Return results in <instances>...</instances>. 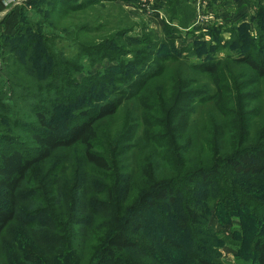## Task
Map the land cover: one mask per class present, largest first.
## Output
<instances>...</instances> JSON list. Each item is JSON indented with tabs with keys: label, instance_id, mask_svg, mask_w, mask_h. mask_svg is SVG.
<instances>
[{
	"label": "trees",
	"instance_id": "16d2710c",
	"mask_svg": "<svg viewBox=\"0 0 264 264\" xmlns=\"http://www.w3.org/2000/svg\"><path fill=\"white\" fill-rule=\"evenodd\" d=\"M44 1L47 7L42 10L43 19L51 30L65 32L79 43L80 32L90 29L89 25L82 22L60 27L61 18L72 17L59 7L60 0ZM260 37L258 42L262 44L264 39ZM13 38L9 50L0 52V99L8 101L0 105V197L5 202L0 205V264H140L132 256L142 247L140 225L135 222L138 210L174 205L180 211L179 227L186 228L198 222L205 208L193 196L183 197L187 184L219 185L225 179L242 177L255 179L264 191V114L257 120L247 114L255 102H264V93L253 87L251 92L239 94L241 87L264 82V45L227 61L215 57L199 64H165L140 73L128 66L122 70L123 76L110 73L102 82H91L96 87L90 92L91 104L70 107L68 112L53 117L51 110L58 107L65 82L70 87L79 86L72 79L80 68L75 61L86 50L79 49L71 61L63 60L61 51L54 48L56 37L30 24ZM8 46L3 43V49ZM187 69L206 75L210 90H203L202 95L195 89L184 93V87L193 83L187 81ZM228 81L233 82L232 87ZM74 93L77 91L70 90L68 94ZM182 97L191 102L197 97L205 99L214 119L211 129H202L200 153L191 158L186 157L191 145L184 132L188 124H183L175 112ZM130 100L138 105L137 121L141 124L137 140L132 135L128 138L136 141L135 155L148 145L156 148L155 154L168 157L157 180L148 176L152 165L146 162L134 164L127 178L112 179L114 157L98 148L100 128ZM162 102L167 104L163 109ZM156 114L163 116V139L154 130ZM133 121L124 124L123 132L132 130ZM21 127L27 136L20 134ZM26 139L29 146L20 144ZM75 149H80L79 169L68 171L66 155L61 153ZM73 180L83 190L99 187L105 209L89 210L83 216L78 205L91 192L87 196L77 193ZM124 182L131 183L133 190L130 196L124 191L128 200L133 199L125 213L119 200ZM204 188L205 193L211 190ZM238 196V202L245 199V195ZM250 242L251 257L242 264H264V218ZM195 261L227 264L199 255Z\"/></svg>",
	"mask_w": 264,
	"mask_h": 264
},
{
	"label": "rangeland",
	"instance_id": "374dc122",
	"mask_svg": "<svg viewBox=\"0 0 264 264\" xmlns=\"http://www.w3.org/2000/svg\"><path fill=\"white\" fill-rule=\"evenodd\" d=\"M86 1L60 0L59 7L72 17L61 18L60 27H71L82 22L90 27L80 32L79 43H75L65 36V32L52 31L50 24L43 19L45 15L42 10L47 7L44 0H22L5 13H2L4 7L0 0V52L9 50L14 44L12 40L16 32L28 24L33 29L56 37L54 48L56 52L61 51L63 60L71 61L79 49L86 50L84 53L80 51V58L75 61L80 68L72 79L79 86L70 87L65 82L63 97L58 107L51 110L53 117L68 112L70 107L91 104L90 97L93 95L90 92L96 89L91 82H102L103 76L110 73L123 76L122 70L128 66L140 73L165 64H199L215 57L227 61L245 50H255L264 45L258 42L259 35L264 39V0H94L92 4H86ZM7 20L8 24L5 23ZM143 39L145 42L142 43ZM3 43L9 46L3 49ZM1 60L0 55V66ZM170 73L175 74V70ZM186 73L187 81L193 83L184 87V93L189 94L195 89V93L202 95L203 90H210L212 85L206 75L193 69H187ZM263 83L241 87L239 94L251 92L253 87L264 93ZM227 84L232 87L233 82L228 81ZM70 90H76L77 93L68 94ZM204 100L197 97L191 102L182 97L175 110L182 123L188 124L184 132L191 145L186 157H196L200 153L202 129L213 127L214 119ZM7 103L6 99H0V105ZM166 106V103H161V109ZM138 111L136 102L128 101L114 118L104 122L98 132V148L108 156L112 155L116 163L112 179H125L133 173L134 164L146 162L152 165L149 168L152 172L148 171V176L153 175L152 179L157 180L163 171L164 161L168 159L165 155L155 154L156 148L148 145L138 156L135 155L136 141L128 138L132 135L137 140L141 135ZM247 114L254 116L255 120L259 119L264 114V102H255ZM27 118L34 121L31 117ZM133 119L132 130L126 128L123 132L124 124ZM153 119L156 136L163 139V116L156 114ZM160 124L161 128L157 129ZM20 130V134L27 136L22 127ZM20 144L29 146L28 139ZM137 145L141 146V143ZM158 145L161 146L160 143ZM61 154L66 155L64 162L68 171L79 169L80 149ZM83 169L85 171L87 167ZM73 183L76 184L74 189L77 193L87 196L91 192L90 197L78 205L83 216L89 210L105 209L101 204L103 195L99 187L93 185L88 191L79 187L76 181L73 180ZM190 184L186 185L183 197L193 196L197 204L205 206L204 212L198 213V222L180 228V211L174 205L161 204V207L138 210L135 212V222L140 225L138 239L142 247L135 250L132 256L140 264H197L195 257L198 255L227 264L247 262L251 257V238L264 218V191L255 179L242 177H233L232 181L225 179L219 185ZM121 186L119 200L125 213L133 203V199L128 200L126 195L130 196L133 190L131 183L124 182ZM204 187H211V190L205 193L207 188ZM238 195H245V199L238 202ZM246 200L248 203L244 206ZM2 204L5 202L0 197ZM125 219L126 214L123 221Z\"/></svg>",
	"mask_w": 264,
	"mask_h": 264
},
{
	"label": "built area",
	"instance_id": "2783aa9c",
	"mask_svg": "<svg viewBox=\"0 0 264 264\" xmlns=\"http://www.w3.org/2000/svg\"><path fill=\"white\" fill-rule=\"evenodd\" d=\"M19 1H22V0H6V1H2V4H3V10L2 12L5 13L7 12L8 10H10V8L13 6V5H16Z\"/></svg>",
	"mask_w": 264,
	"mask_h": 264
},
{
	"label": "crops",
	"instance_id": "0c3cea01",
	"mask_svg": "<svg viewBox=\"0 0 264 264\" xmlns=\"http://www.w3.org/2000/svg\"><path fill=\"white\" fill-rule=\"evenodd\" d=\"M1 7H2V6H0V8H1ZM1 9H2V8H1ZM2 13H3V12H2ZM1 18H2V15L0 14V19H1ZM2 22H4V19H3V21H2ZM7 22H8V20H7V21H5V23H6V24H8Z\"/></svg>",
	"mask_w": 264,
	"mask_h": 264
}]
</instances>
